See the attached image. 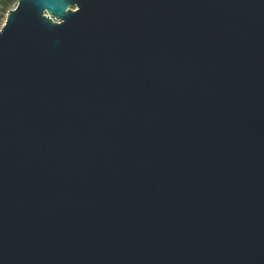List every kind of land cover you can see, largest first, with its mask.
<instances>
[{"label":"water","instance_id":"95a60500","mask_svg":"<svg viewBox=\"0 0 264 264\" xmlns=\"http://www.w3.org/2000/svg\"><path fill=\"white\" fill-rule=\"evenodd\" d=\"M0 264H264V0H17Z\"/></svg>","mask_w":264,"mask_h":264},{"label":"rangeland","instance_id":"374dc122","mask_svg":"<svg viewBox=\"0 0 264 264\" xmlns=\"http://www.w3.org/2000/svg\"><path fill=\"white\" fill-rule=\"evenodd\" d=\"M17 5V0H0V30L6 20L9 10L14 9Z\"/></svg>","mask_w":264,"mask_h":264}]
</instances>
